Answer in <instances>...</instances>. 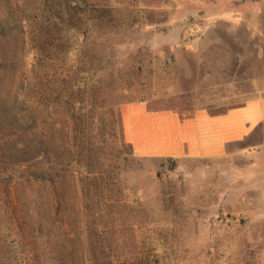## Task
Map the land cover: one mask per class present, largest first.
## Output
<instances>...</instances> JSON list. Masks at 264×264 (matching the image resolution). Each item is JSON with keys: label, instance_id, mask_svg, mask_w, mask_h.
Listing matches in <instances>:
<instances>
[{"label": "rangeland", "instance_id": "1", "mask_svg": "<svg viewBox=\"0 0 264 264\" xmlns=\"http://www.w3.org/2000/svg\"><path fill=\"white\" fill-rule=\"evenodd\" d=\"M115 3L119 24L97 39L98 57L86 73L102 88L96 126L101 118L116 121L105 141H96L98 159L116 181L115 252L123 264H264V159L256 158L257 147L238 144L215 159L141 158L126 141L122 118L123 107L134 103L185 118L199 110L221 114L264 94V0ZM70 58L77 68L80 57ZM80 178L69 177L60 215L49 196L42 195L43 205L34 192L35 213L45 225L39 248L47 252L33 261L22 235L26 194L18 183L8 196L0 189V264L8 253L17 257L12 264H52L60 247L62 264H70L74 244L85 256L77 264H94L90 200Z\"/></svg>", "mask_w": 264, "mask_h": 264}, {"label": "trees", "instance_id": "2", "mask_svg": "<svg viewBox=\"0 0 264 264\" xmlns=\"http://www.w3.org/2000/svg\"><path fill=\"white\" fill-rule=\"evenodd\" d=\"M118 4L115 0H0V189L8 196L18 183L20 193L26 194L21 205L27 228L22 235L31 261L47 252L39 248L45 225L36 216L34 192L39 190L43 205L42 195L49 196L60 215L68 179L77 173L84 198L90 200L86 210L92 262L123 264L113 248L118 230L111 201L115 176L98 159L101 149L96 143L105 141L107 129L116 121L101 118L100 127L96 126L94 103L102 88L94 83V75H86L92 70L87 65L95 64L98 57L95 42L119 24ZM73 52L81 59L77 68L70 64ZM86 56L91 57L87 63ZM51 233L43 241L44 249ZM60 248L52 264L63 263L66 250ZM75 248L76 244L70 264L85 258ZM16 259L10 253L6 256L7 264L18 263Z\"/></svg>", "mask_w": 264, "mask_h": 264}, {"label": "crops", "instance_id": "3", "mask_svg": "<svg viewBox=\"0 0 264 264\" xmlns=\"http://www.w3.org/2000/svg\"><path fill=\"white\" fill-rule=\"evenodd\" d=\"M122 118L126 141L141 158L215 159L244 143L264 159V94L221 114L199 110L185 118L134 103L123 107Z\"/></svg>", "mask_w": 264, "mask_h": 264}]
</instances>
